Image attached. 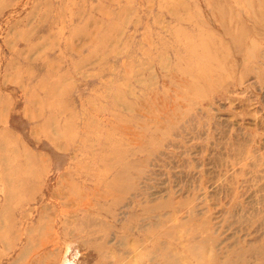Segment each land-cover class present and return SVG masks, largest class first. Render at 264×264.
Returning a JSON list of instances; mask_svg holds the SVG:
<instances>
[{"label": "rangeland", "instance_id": "374dc122", "mask_svg": "<svg viewBox=\"0 0 264 264\" xmlns=\"http://www.w3.org/2000/svg\"><path fill=\"white\" fill-rule=\"evenodd\" d=\"M0 264H264V0H0Z\"/></svg>", "mask_w": 264, "mask_h": 264}, {"label": "bare ground", "instance_id": "6f19581e", "mask_svg": "<svg viewBox=\"0 0 264 264\" xmlns=\"http://www.w3.org/2000/svg\"><path fill=\"white\" fill-rule=\"evenodd\" d=\"M30 164H31V163H30ZM30 164H29V165H30ZM29 165H28V166H29ZM31 167H32V166H31ZM28 174H30V173H28Z\"/></svg>", "mask_w": 264, "mask_h": 264}]
</instances>
